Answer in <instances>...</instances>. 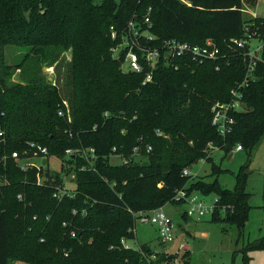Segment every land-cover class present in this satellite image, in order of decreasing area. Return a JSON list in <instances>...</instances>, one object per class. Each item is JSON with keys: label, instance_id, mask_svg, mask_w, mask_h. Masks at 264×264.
I'll return each instance as SVG.
<instances>
[{"label": "trees", "instance_id": "obj_1", "mask_svg": "<svg viewBox=\"0 0 264 264\" xmlns=\"http://www.w3.org/2000/svg\"><path fill=\"white\" fill-rule=\"evenodd\" d=\"M245 1L256 2L0 0V264L14 258L37 264H166L172 257L166 252L157 251V259L149 262L147 256L155 252L149 243L127 249L121 239L136 238L132 212L181 204L174 196L184 187L214 193L220 208L211 220L236 225L242 233L252 208L246 189L249 163L235 174L233 189L222 188L217 179L192 181L184 170L200 158L210 161L211 144L225 152L242 144L250 161L264 139V61L244 89L246 108L234 112L232 133L224 137L212 124V106L228 101L246 76L244 49L233 40L247 37L246 27L264 40V17L246 20ZM146 15L161 38L193 43L213 38L224 51L234 48L236 56L220 61V69L214 61L191 60L179 69L159 62L153 80L144 83L149 66L125 72L124 57L113 56V49L129 21ZM8 45L29 49L12 65L6 60ZM44 63L55 65L57 83L41 75ZM17 70L20 81L13 82ZM31 142L62 158L68 148L95 149L92 167L83 157L70 159V167L62 165L64 173L76 174L73 197L59 201L54 196L63 182L60 172L41 171L49 180L38 184L37 168L23 171L12 158L17 150L33 154ZM136 146L147 156L145 163L110 161L114 147L130 157ZM257 249L264 250V236L244 245V264Z\"/></svg>", "mask_w": 264, "mask_h": 264}, {"label": "built area", "instance_id": "obj_2", "mask_svg": "<svg viewBox=\"0 0 264 264\" xmlns=\"http://www.w3.org/2000/svg\"><path fill=\"white\" fill-rule=\"evenodd\" d=\"M150 11L151 7L148 9V12ZM152 26L149 15H146L143 21L133 18L129 21L126 29L121 33V41L113 49L116 57L120 50L124 49L123 57L127 68L125 70L126 72H142L145 69V64L149 66L150 70L146 74L144 83L153 80V69L157 68L159 62L179 69L183 63H187L191 60L199 63L214 61L217 62L216 69H220V61H230V59L236 56V53L233 51L234 48L228 52L224 51L222 46L213 38H207L202 43H193L174 37L161 38L153 32ZM111 31L112 38L116 39L118 36L117 31L114 27L111 28ZM246 31L248 32L247 37L233 40L234 45L244 49L242 57H244L247 63L246 76L243 81L238 83L231 90V97L228 101L216 102L212 106V124L215 126L218 133L224 137L233 131L235 125L234 112L245 110L246 107L243 102L244 89L248 86L250 80L255 78L254 73L258 62L264 61L262 56L264 52V40L258 38L257 32H249L248 27H246ZM253 39H256L258 44L252 46ZM66 106H68L67 102ZM63 112V109H61L59 114L62 115ZM69 120H71L70 115ZM0 133L2 134V132ZM29 145L33 150V154H30L28 150L23 152L17 150L12 152V158H14L23 171H27L30 168H37V183L43 184L46 180H49V178H44L41 174V171L46 170L45 166H47L49 162V149L47 146L39 143L31 142ZM210 147H213V145L211 144ZM243 148L242 144H237L235 150H242ZM150 150L151 147L148 146L147 151ZM141 154L142 152L139 146L134 147L132 156L130 157H125L122 153L117 151L116 147H114L110 159L111 157H117L120 162L115 164H127L133 159L137 160ZM44 157H47L46 164L42 163ZM77 157L85 158L88 161L89 166L92 167L94 166L97 155L93 147L68 148L63 157L64 163L62 165L70 167L68 161L70 159L74 160ZM86 168H88L87 165L81 166V169ZM60 174L63 178V182L57 186L54 196L59 201H62L65 196L73 197L75 195V188L71 189L67 187L65 177L71 175L72 179H75L76 174L74 172L66 174L63 171L60 172ZM184 174H191L190 168H186ZM19 198L23 199V194H19ZM174 200L189 204V208L186 210V213L189 216L194 213L200 215H212L218 208H220L218 197L215 196L211 202H207L206 199L196 191L189 192L185 187L178 190L174 196ZM74 212L76 211L74 210ZM132 213L135 216V226L131 228V231L135 234L136 224L137 221H139L140 223L154 225L161 243L165 244L174 240L175 224L172 218L165 212L164 206ZM72 236H76L74 231H72ZM132 240L134 239L123 237L121 239V245L127 249L133 248L139 250L141 245L139 247H134ZM65 254L68 255L67 252H65ZM147 259L149 262H151V260H156L157 251L149 254ZM166 264H171V262Z\"/></svg>", "mask_w": 264, "mask_h": 264}, {"label": "rangeland", "instance_id": "obj_3", "mask_svg": "<svg viewBox=\"0 0 264 264\" xmlns=\"http://www.w3.org/2000/svg\"><path fill=\"white\" fill-rule=\"evenodd\" d=\"M119 1V0H116ZM100 4L103 0H94ZM243 15L246 20L257 16L264 17V0H256L250 4L245 1L243 6ZM258 44L256 39L252 40V46ZM29 47H19L8 45L5 47L6 60L9 64H16L21 61L28 51ZM66 59L71 58V51H67ZM113 56L114 52H113ZM116 57V56H115ZM65 68L62 66V71ZM121 69L125 71L126 65L121 61ZM126 72V71H125ZM41 75L50 81L57 83L58 72L54 66H48L45 63L41 67ZM13 82L20 81V71L13 74ZM62 86V82L60 83ZM236 147V146H235ZM232 150L225 152L217 147H210L208 155L210 161L205 157L200 158L190 168L192 181L203 180L210 183L218 180L222 188L233 189L236 185L235 174L239 171L241 165L249 163V174L246 183V189L250 192L249 203L252 208L249 211L242 233L236 225L225 222H213L211 215H200L194 213L188 215L187 219L183 213L189 208V204L168 203L164 206L165 212L172 218L174 228V240L162 244L158 238L156 227L147 223L136 224V239L132 240L134 247L149 243L155 251L167 252L171 255L169 262L171 264H244V254L242 249L249 241H253L264 236V139L254 149L253 155L249 161L248 151ZM232 153V155H231ZM138 160L142 163L147 161L144 153L139 155ZM112 163L120 162L117 157H111ZM64 158L58 156H49L46 170L62 172ZM219 171V172H218ZM64 175V174H63ZM67 187L74 189L76 187L75 179L71 175L65 177ZM198 194L204 197L207 202H211L215 197L214 193H203L196 190ZM249 264H264V250L257 249L251 251ZM11 264H37L23 259H12Z\"/></svg>", "mask_w": 264, "mask_h": 264}, {"label": "water", "instance_id": "obj_4", "mask_svg": "<svg viewBox=\"0 0 264 264\" xmlns=\"http://www.w3.org/2000/svg\"><path fill=\"white\" fill-rule=\"evenodd\" d=\"M123 53H124V49H121L120 52L118 53L117 55V58H121L123 56ZM131 73V71H129ZM49 77V76H48ZM50 79H52V77H49ZM49 79V80H50ZM232 155V154H231ZM47 162V157H44L43 160H42V163L43 164H46Z\"/></svg>", "mask_w": 264, "mask_h": 264}, {"label": "crops", "instance_id": "obj_5", "mask_svg": "<svg viewBox=\"0 0 264 264\" xmlns=\"http://www.w3.org/2000/svg\"><path fill=\"white\" fill-rule=\"evenodd\" d=\"M232 154V153H231Z\"/></svg>", "mask_w": 264, "mask_h": 264}]
</instances>
